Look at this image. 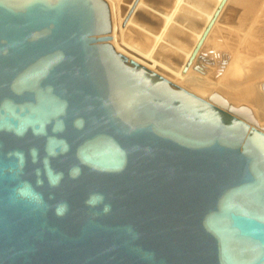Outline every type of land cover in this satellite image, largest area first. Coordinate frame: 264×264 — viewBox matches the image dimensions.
Segmentation results:
<instances>
[{"label":"water","instance_id":"1","mask_svg":"<svg viewBox=\"0 0 264 264\" xmlns=\"http://www.w3.org/2000/svg\"><path fill=\"white\" fill-rule=\"evenodd\" d=\"M111 28L106 0H0V264H264V124Z\"/></svg>","mask_w":264,"mask_h":264},{"label":"bare ground","instance_id":"2","mask_svg":"<svg viewBox=\"0 0 264 264\" xmlns=\"http://www.w3.org/2000/svg\"><path fill=\"white\" fill-rule=\"evenodd\" d=\"M161 1L163 2L157 4L161 7L165 5L164 11L170 4L169 10H172V13L167 15L166 12L165 16L157 15L154 20L150 21L151 24L138 21L134 15L137 9L144 5L145 0H139L136 5L134 4L135 0H127V4L123 3L125 8H122L123 10L118 15V19L112 23L111 28V43L116 45V49L167 77L172 83L179 82L180 87L192 94L198 95L195 92L204 89V92L209 94L208 97L218 98L230 106L237 107L249 116L255 117L258 122L260 121L259 124H264V0H233V5L229 4L230 0H186L195 7V11L199 14L202 13L201 11L208 13L204 14L202 23L193 17L196 15L191 14L187 19L182 18L178 21L183 24L182 21L187 20L189 23L187 26L190 29L188 31L180 25L171 26L174 23L173 19L175 20L173 12L182 0ZM261 5H263L261 16L256 13L255 18L248 22L254 11ZM211 11L218 14V20L209 32L208 30L214 22L211 19L213 17ZM129 14L130 17H128ZM119 17L124 18L121 23ZM147 19L149 20V17ZM118 24L123 27L132 26V31L136 25L140 24L151 31L150 34L146 33V35L134 39L135 44L137 41H144L145 45L150 44L152 32L159 31L161 33H158V35L160 34L158 37L153 35L155 44L157 42L164 43L163 39H170L176 47L172 51L159 50L157 54L154 52V56H152L153 53L150 55L144 51L146 48L139 50L128 47L126 39L122 40L128 46L119 42L115 35V27ZM247 24L248 26L245 28ZM207 33L209 34L206 37ZM239 36L243 39L241 45H239L240 43L237 45L235 42ZM187 37H192L190 43L185 42ZM155 44L153 45L155 46ZM230 47L236 48L234 54L229 55L226 50ZM184 49L186 50L183 56ZM197 52L199 53L197 54Z\"/></svg>","mask_w":264,"mask_h":264},{"label":"rangeland","instance_id":"3","mask_svg":"<svg viewBox=\"0 0 264 264\" xmlns=\"http://www.w3.org/2000/svg\"><path fill=\"white\" fill-rule=\"evenodd\" d=\"M138 1L139 0H135V5L138 3ZM146 1H150L149 3H147ZM171 2H174V0H170ZM163 1H161V0H145V2H144V5L142 6V7H139L138 9H137V12H135V18L136 19H138V21H145V22H147L148 24H151V22L150 21H152V20H154V17H156L157 15L158 16H160L159 14H162V16H165V13L167 12V15H170L171 13H172V10L170 11L169 9H170V4H169V6L167 5L166 6V11H164L165 9L163 8V7H165V5L163 6V7H161L160 5H158L157 3H162ZM230 3L229 4H234V1L233 0H230L229 1ZM126 3L127 4V0H118V2H117V0H106V4H107V6H108V10H109V15H110V20H111V27H112V23L114 22V21H116L117 19H118V15H120V12L125 8V5L124 4ZM120 4V5H119ZM123 4V5H122ZM264 4V3H263ZM116 5H117V7H116ZM232 5H229V7H233ZM123 8V9H122ZM168 8V9H167ZM234 8V7H233ZM262 8V9H261ZM241 9V8H240ZM169 10V11H168ZM258 10V11H257ZM128 12V11H127ZM202 13L201 14H199L198 12H196L195 11V7L193 6V5H191V4H189L188 3V1H186V0H182L181 1V3H180V5L177 7V9L175 10V12H173V16H175V20L173 19V21H174V23H172L171 24V26H176V25H180V26H183V28H185L187 31L188 30H190L189 28H188V26L187 25H189V23H188V21L187 20H183L182 22H183V24L182 23H180V22H178V21H180V20H182V18H185V19H187V17L191 14V15H196V16H193V17H196V19H198L201 23L203 22V20H204V14H208V13H206L205 11L203 12V11H201ZM212 12V11H211ZM222 13V12H221ZM256 13H258L260 16H261V13H263V5H261V7L260 8H258V9H256V11H254V13H253V15H252V17L248 20V22H250V20L252 21L254 18H255V15H256ZM128 14V13H127ZM132 14V13H131ZM128 16V15H127ZM212 20L214 21L213 22V24L211 25V27L209 28V32L213 29V27L215 26V24H216V22H217V18H218V14L216 13V12H212ZM128 17H130V14H129V16ZM127 17V18H128ZM149 17V20L147 19ZM124 20V18L123 17H119V22L121 23L122 21ZM216 20V21H215ZM136 25V24H135ZM247 26H248V24L245 26V28H247ZM123 26H121L120 24H118V26H116L115 27V35L118 37V41L120 42H122V43H124L123 42V40L122 39H126L127 41V44L129 45H127L126 43H124L125 45H127L128 47H132V48H134V49H145L144 51H146L148 54H152V56H154V54L156 53L157 54V52L159 51V50H161V51H172V50H174V48L176 47V46H174L175 45V43H173L170 39H167V40H165V39H163V42L164 43H156L155 44V41H154V37H153V35L154 36H159L158 35V33H161V32H159V31H157V32H152L153 33V35L151 36V38H152V40L150 41V44H148V45H145L143 42L144 41H141V42H139V41H137V44H135L136 42H134L133 40L134 39H137L138 37H141L142 35H146V33L148 34H150L151 33V31L148 29V28H146V27H142V26H140V24H138V25H136L133 29V31L131 30V28H132V26L130 27V26H128V27H123ZM129 28V29H128ZM185 30V31H186ZM135 31V32H134ZM189 33V32H188ZM208 34L209 33H207V35H206V37L208 36ZM123 35V36H122ZM189 35L190 36H192L190 33H189ZM163 36V35H162ZM206 37H205V39H206ZM204 39V40H205ZM161 40V39H160ZM117 41V40H116ZM153 41V42H152ZM192 41V37H187V40H185V42L187 43V42H191ZM241 41V42H240ZM242 41H243V39L241 38V36H239V37H237V39H236V43H237V45L239 44V45H241L242 44ZM169 43V44H168ZM112 44V43H111ZM152 44V45H151ZM153 44H155V46L153 45ZM168 44V45H167ZM113 45V44H112ZM116 45L114 44L113 45V47L116 49V47H115ZM148 46V47H147ZM154 46V47H153ZM236 46V45H235ZM151 47H153V48H151ZM235 48V47H234ZM233 47H230V48H226V50H228V53H229V55L230 54H234L235 52H236V48L234 49ZM149 49V50H148ZM150 49H151V51H150ZM155 49V50H154ZM117 50V49H116ZM153 50V51H152ZM186 49H184L181 53H182V55L184 56V51H185ZM118 51V50H117ZM120 52V51H119ZM155 52V53H154ZM122 53V52H121ZM199 52H197V54H198ZM123 54H125V53H123ZM150 54V55H151ZM126 55V54H125ZM127 57H129L128 55H126ZM199 57H200V55H199ZM202 59V58H201ZM202 60H205V59H202ZM212 61V60H211ZM192 63H193V60H192ZM195 64H197V63H195ZM198 65V64H197ZM167 78V77H166ZM173 82H174V80H173ZM177 85H179L180 86V83L178 82V83H176ZM192 91V90H191ZM205 90L203 89V91L202 90H197L195 93L196 94H198L199 96H203V97H208L209 96V94L207 95V93L206 92H204ZM260 122V121H259Z\"/></svg>","mask_w":264,"mask_h":264},{"label":"clouds","instance_id":"4","mask_svg":"<svg viewBox=\"0 0 264 264\" xmlns=\"http://www.w3.org/2000/svg\"><path fill=\"white\" fill-rule=\"evenodd\" d=\"M103 200V197L101 196V195H99V194H96V195H93L90 199H89V203L90 204H96V203H99V202H101ZM105 211H108V207L107 206H105V209H104Z\"/></svg>","mask_w":264,"mask_h":264}]
</instances>
